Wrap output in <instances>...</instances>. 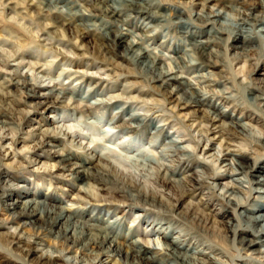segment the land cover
I'll return each mask as SVG.
<instances>
[{
	"label": "bare ground",
	"instance_id": "obj_1",
	"mask_svg": "<svg viewBox=\"0 0 264 264\" xmlns=\"http://www.w3.org/2000/svg\"><path fill=\"white\" fill-rule=\"evenodd\" d=\"M80 1L88 3L96 13L83 15L72 12L76 4L74 5L75 2L71 0H39L36 3L32 0L28 3L0 0V4L9 13L18 16L27 15L24 10L32 13L36 25L46 36L53 35L58 45L68 46L77 56L85 54L83 53L85 46L82 42L89 38L92 47L104 54L120 48V56L130 60L135 69L132 76L141 75L145 77L144 80L148 79L158 84V87L165 91L172 86L169 94L176 100V103L173 102L175 103L173 111L178 115L186 111L197 113V117L188 120L185 118L184 121H188V127L205 138L204 142L211 143L218 136V146L225 153L223 157L231 161L227 164L229 171L221 173L218 168L215 170L208 168L205 161L199 160L193 152L188 153L178 146L176 141L169 140L167 144L172 145L174 149L168 151L166 158L171 160L169 159V163L163 164L161 169L156 170L153 178V183L170 187L171 196H162L155 188L142 185L130 173L118 171V168L115 169L116 166L112 167L103 160H94L92 157L78 158L77 152L73 151L74 147L69 145L68 151L52 152L57 166H49L48 176L51 177L55 170L66 172L67 175L60 177L68 178L71 188L79 187L76 190V199L86 198L89 202L97 203V206H102L105 202H109L108 204L117 202L131 210L141 212L155 210L165 220L173 218L181 224V227L168 225L163 231L160 230L158 234L161 236L163 249L150 250L147 242H140L134 238L137 229L122 231L123 220L113 219L112 216L102 213V210L97 214H89L83 209L62 207L60 206L62 199L56 196L45 197L36 191L27 192L24 186L11 184L9 173L2 171L0 182L7 185L3 188V195L6 196L0 197L6 199L1 202V207L7 213V221L18 224L21 229L28 227L32 231L33 240L29 241L20 235L3 232L5 227L0 222V243L6 246L0 250V255L3 254V250L13 253L23 264H67L65 253L72 252L88 258L93 257V264H102L103 257H112L122 264H220L210 256L211 254L224 256L231 262L239 261L238 264L264 262V136H252L249 143L245 142L246 152L262 153L257 154L251 162L244 160L246 158L243 152L231 151L228 147V142H232L231 139L251 136L248 135L246 126L240 123L238 118H232L224 111H219L220 109L212 103V97H206L179 76L178 72L194 64L192 63L194 60L187 55L186 58L177 55L179 50L187 48L188 50L185 51L196 55L198 61L196 68L213 70L219 66L215 60L219 53L211 47L218 45L221 37L227 34L234 43L233 49L240 53L259 50L263 57L264 0L247 5L242 4L244 0H192L202 2L204 9L209 8L208 12L203 9L200 14L195 13L193 17L191 13L187 15L181 11L170 10L158 0ZM209 4L211 7L207 6ZM25 5L26 7H23ZM129 14H133L134 18L140 17L142 24L145 21L148 22L147 24L169 21L177 28L180 39L179 44L173 48V53L176 55L173 59L174 68L164 67L161 58L156 57L148 48L133 41H126L128 33L123 32L125 30L123 28L118 30V27L126 22L122 17L129 18ZM94 19L101 20V24L92 23ZM104 19L107 22L103 21ZM205 26H208L207 30ZM65 31L68 33L67 39L64 35ZM10 32L8 27L2 30L4 35L13 37ZM32 35L29 44L34 43ZM259 39L263 40L262 48L256 45L260 44ZM26 45L28 46V44H19L23 51L16 55L17 58L22 60L23 57L28 56L26 49H23ZM34 66L36 70L41 68L37 64ZM15 76L20 78V75H13ZM200 77L206 79L204 75ZM30 81L32 80L26 77L24 81L11 79L8 83H1L0 87L21 88L27 98H39L41 101L38 104L46 110L56 109L65 100L71 104L78 103L75 109L83 112L99 108L103 104V101L82 104L84 99L78 95L76 89L70 90L57 84L45 87V91L35 92L32 88H36V85ZM30 85L33 86L31 89L28 88ZM249 100L252 104L258 101L261 105L258 112L264 115V97L250 93ZM67 104L68 107L71 106ZM204 107L206 110L202 109ZM2 112H0L1 127L6 124V115ZM113 118L116 120L117 117H112V120ZM120 119L121 117L118 118ZM226 119L227 123L224 122ZM134 124L142 128L141 130H148L151 127L156 129L152 121L132 114L121 121L120 126L131 129V125ZM213 130L218 132L211 136ZM40 132L43 133L40 138L44 139V141L40 140L42 141L40 145H43L45 140H49L44 145L56 148L53 142L57 141L60 131L46 129ZM207 146L208 144L205 145ZM10 156L11 158L8 157L4 161L12 160L14 155L10 154ZM215 162L219 163L217 154ZM10 164L12 162L4 165L10 167ZM193 165L205 166L211 172H195ZM225 177H229L230 181L220 186L218 180ZM63 178L56 179L65 183L61 180ZM100 191H108V195L105 196ZM215 205L217 208L210 209ZM229 210H233L232 217L235 221L228 218ZM145 221L146 217L142 219V223L145 224ZM175 233L178 237L173 238L172 235ZM44 238L51 239L60 248L61 253L58 257L44 256L34 248L35 243ZM201 246L210 253L206 254L200 250ZM1 261L3 264L16 263V260L5 256Z\"/></svg>",
	"mask_w": 264,
	"mask_h": 264
},
{
	"label": "rangeland",
	"instance_id": "obj_2",
	"mask_svg": "<svg viewBox=\"0 0 264 264\" xmlns=\"http://www.w3.org/2000/svg\"><path fill=\"white\" fill-rule=\"evenodd\" d=\"M15 1L28 3L31 0ZM38 1L32 0L34 3ZM158 1L165 4V7L170 10L181 11L187 15L191 13V17L195 13L200 14V11L204 9L203 3L200 1ZM244 1L242 4L247 5L258 3L260 0ZM71 2L76 4V8L72 12L83 15L96 13L86 2L80 0H71ZM207 6L211 7L210 4ZM204 10L208 12L209 8ZM24 11L27 15L18 16L9 13L0 4V24H3L0 26V84L8 83L11 79L24 81L26 77L28 80H32L30 83L36 85V88H32L31 85L28 86L35 92L45 91V87L57 84L70 90L76 89L78 95L84 99L82 104L93 101H103V104L99 108L83 112L75 109L78 103L71 104L65 100L56 109L46 110L38 104L41 101L39 98H27L21 88L16 86L0 87V110L6 115V126H0V174L3 173L2 171L8 172L10 179H7L11 181L10 183L24 186L28 190L27 192L36 191L45 197L56 196L62 199L60 206L67 209H83L89 214H97L99 210H102V213L112 216L113 219H121V221L123 220L122 231L137 229V235L134 236L136 240L147 242L150 250L156 248L161 251L163 244L158 232L163 231L168 225L181 227V224L171 217L165 220L155 210L149 212L131 210L117 202H111V204L105 202L107 205L103 204L102 207L97 206V203L89 202L86 198H82L83 201L76 199L77 195L75 196V194H77L76 190L79 187L71 188V185L68 184V178L60 177L67 175L66 172L62 173L55 170L51 177L48 176L49 166H57V161L53 158L52 152L56 150L68 151V146L71 145L72 148L74 147L73 151L77 152L78 158L92 157L94 160H103L112 167L116 166L115 169L118 168V171L130 173L142 185L155 188L162 196H171L169 186L162 187L153 183L155 171L161 169L163 164H167L171 160L166 156L169 154L168 151L174 147L167 142L169 140L176 141L178 146L184 148L188 153L193 152L199 160L205 161L208 168L212 170L218 168L221 173H227L229 171L227 164L231 161L223 157L225 153L218 146V136L211 143L204 142L205 138L188 127V121H184L185 118L188 120L197 117V113L186 111L178 115L177 112L173 111L172 108L176 100L169 94L172 86L165 91L158 87V84L152 83L148 79L144 80L145 77L141 75L132 76L135 69L130 60L120 56V48L104 54L92 47L89 38L82 42L85 46L83 47L85 54L82 56L78 54L77 56L68 46L58 45L57 39L53 35L46 36L36 25L32 13ZM122 18L126 19V22L121 24L118 30L123 28L125 29L123 32L128 33L126 41H133L144 48H148L156 57L161 58L164 67L170 69L175 67L173 59L176 55L173 53V48L179 44L180 35L171 22L147 24L148 22L145 21L142 24L140 17L134 18L133 14H129V18L124 16ZM103 21L107 22L105 19ZM92 23L98 25L101 24V20L94 19ZM7 27L13 37H8L2 33V30ZM204 28L207 30L208 26ZM29 32L33 34L34 43L31 44H29L31 35ZM64 35L67 39L68 33L66 31ZM258 42L260 44L257 43L256 45H260L259 47L262 48L263 40L259 39ZM19 44H28L23 48L26 49L28 56L23 57L22 60L16 56L23 51ZM233 45L232 39L224 34L221 37V42L211 47L219 53L218 58L215 59L219 66L213 70L202 67L196 68L198 62L196 55L185 51L188 50L187 48L179 50L177 55L184 58L186 55L190 56L193 58L192 63L194 64L180 70L178 74L191 87L201 91L206 97H212V103L220 109L219 111H224L232 118H238L240 123L246 126L247 133L251 136L242 138L243 140L241 137H239L240 139H231L232 142H228V147L231 151L243 152L244 158H246L244 160L251 162L258 152H246L244 145L245 142L251 141L252 136H264V115L258 112L261 109L259 102L252 104V101L249 100V94L253 93L264 97V56L262 57L259 50L240 53L233 49ZM35 64L41 68L36 70ZM15 74L20 75V78L13 77ZM202 75L206 79L201 78ZM134 97L135 99H133ZM67 103L71 106L68 107ZM202 109L206 110L205 107ZM130 114L139 115L148 121H152L156 129L151 127L148 130H141L142 128L136 127L135 124L131 125V129L120 126L121 121L126 120ZM115 116L117 117L116 120L114 118L112 120V117ZM120 117L122 120H118ZM224 122L227 123V119ZM46 129L60 131L57 141L53 142L56 148L44 145L49 140H45L44 146L40 145L44 141L43 138H40L43 135L40 131ZM157 129H159L158 132ZM217 132V130H213L210 135L214 136ZM41 139L42 141H40ZM206 144H208L207 147H205ZM204 148H206L205 151H203ZM10 154L14 155L12 160L4 161L8 157L11 158ZM216 154L219 156V163L215 162ZM9 162L14 165L10 164V167L4 165ZM192 168L195 172H211L205 166L193 165ZM55 177L63 178L61 180H64L65 183L59 182L60 180ZM229 181L230 178L225 177L218 180V183L221 186L228 184ZM1 183L0 196H6L3 195V188L7 183ZM103 192L100 191L101 194L108 195V191ZM5 200V197H0V222L5 227L2 231L20 235L32 241V231L28 227L21 229L18 224L7 221V213L1 207V202ZM214 207L217 208L215 205L211 206L210 209L214 210ZM233 215V210H229L228 218L231 221L234 219ZM144 217H146L145 224L142 223ZM169 221L170 223H168ZM160 226L162 227L160 228ZM172 237L178 236L175 233ZM2 248H6L4 243H0V250ZM34 248L44 256L58 257L61 253L60 248L49 238L38 240ZM199 249L206 254L210 253L203 246ZM2 253L0 261L5 256L16 260V263L13 264H23L15 254L4 250ZM65 255L67 264H93V257L88 258V256H80L73 252L65 253ZM210 256L214 257L220 264L239 263V261L231 262L218 254H211ZM254 257L252 256V258ZM0 264L3 262L1 261ZM102 264L122 263L112 257H103ZM256 264H264V262L260 261Z\"/></svg>",
	"mask_w": 264,
	"mask_h": 264
}]
</instances>
